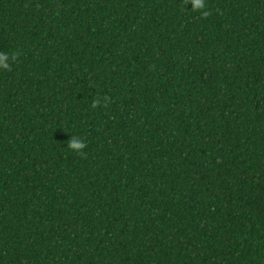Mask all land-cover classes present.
I'll return each mask as SVG.
<instances>
[{
	"label": "trees",
	"instance_id": "1",
	"mask_svg": "<svg viewBox=\"0 0 264 264\" xmlns=\"http://www.w3.org/2000/svg\"><path fill=\"white\" fill-rule=\"evenodd\" d=\"M0 52V264H264V0H0Z\"/></svg>",
	"mask_w": 264,
	"mask_h": 264
},
{
	"label": "clouds",
	"instance_id": "2",
	"mask_svg": "<svg viewBox=\"0 0 264 264\" xmlns=\"http://www.w3.org/2000/svg\"><path fill=\"white\" fill-rule=\"evenodd\" d=\"M193 11H199L204 8V0H190ZM202 15H207L206 12H203ZM16 60V54L8 52H0V72L9 71L11 69L12 63ZM108 97H98L94 98L91 102V107L96 108L102 102H107ZM86 148V144L83 140L79 138L70 137L66 144V149L77 153L83 154V150Z\"/></svg>",
	"mask_w": 264,
	"mask_h": 264
}]
</instances>
